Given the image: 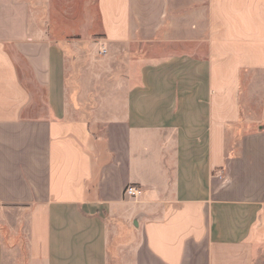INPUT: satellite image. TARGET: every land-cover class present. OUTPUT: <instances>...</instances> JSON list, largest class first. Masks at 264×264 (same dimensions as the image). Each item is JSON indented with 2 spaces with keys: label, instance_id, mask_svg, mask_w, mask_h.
<instances>
[{
  "label": "crops",
  "instance_id": "0c3cea01",
  "mask_svg": "<svg viewBox=\"0 0 264 264\" xmlns=\"http://www.w3.org/2000/svg\"><path fill=\"white\" fill-rule=\"evenodd\" d=\"M96 3L111 77L91 117L66 48L1 30L0 264H109L129 225L122 264H264V128L228 151L264 114V0Z\"/></svg>",
  "mask_w": 264,
  "mask_h": 264
},
{
  "label": "rangeland",
  "instance_id": "374dc122",
  "mask_svg": "<svg viewBox=\"0 0 264 264\" xmlns=\"http://www.w3.org/2000/svg\"><path fill=\"white\" fill-rule=\"evenodd\" d=\"M96 2L97 0H0V35L1 30L11 32L22 27L23 32L26 31L29 35L38 32L66 48L70 57L66 80L73 91L82 94L81 101L85 104L84 115L80 114L82 117H91L89 108L97 104L102 92H107L106 84L111 77L107 57L100 53L98 47L92 46L94 42H98L95 38L100 36L95 34ZM77 55L80 56L76 57ZM242 93L246 98L245 88ZM38 95L43 101L41 90ZM260 96L258 99H262L263 94ZM74 102L76 107L78 102L75 97ZM245 115L247 116L244 117ZM245 115L238 130L234 135L231 134L228 151L233 153L239 151L240 138L246 132L257 130L259 126L264 128V114ZM73 117H78V114H73ZM22 215L26 217L25 213ZM115 232L113 230L110 240L109 264H122L131 255L138 236L136 229L130 225L127 228L119 226ZM21 240L20 247L25 253L23 238Z\"/></svg>",
  "mask_w": 264,
  "mask_h": 264
},
{
  "label": "built area",
  "instance_id": "2783aa9c",
  "mask_svg": "<svg viewBox=\"0 0 264 264\" xmlns=\"http://www.w3.org/2000/svg\"><path fill=\"white\" fill-rule=\"evenodd\" d=\"M101 53H105L106 49L104 47L100 50ZM142 194V191L140 188L134 186V185H128L123 190L124 197L127 198H137Z\"/></svg>",
  "mask_w": 264,
  "mask_h": 264
},
{
  "label": "water",
  "instance_id": "95a60500",
  "mask_svg": "<svg viewBox=\"0 0 264 264\" xmlns=\"http://www.w3.org/2000/svg\"><path fill=\"white\" fill-rule=\"evenodd\" d=\"M133 224H134L135 226H137V220H136V219L133 221Z\"/></svg>",
  "mask_w": 264,
  "mask_h": 264
}]
</instances>
